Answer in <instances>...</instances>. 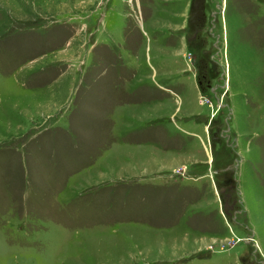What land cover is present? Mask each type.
<instances>
[{
  "label": "rangeland",
  "instance_id": "obj_1",
  "mask_svg": "<svg viewBox=\"0 0 264 264\" xmlns=\"http://www.w3.org/2000/svg\"><path fill=\"white\" fill-rule=\"evenodd\" d=\"M0 264H264V0H0Z\"/></svg>",
  "mask_w": 264,
  "mask_h": 264
},
{
  "label": "trees",
  "instance_id": "obj_2",
  "mask_svg": "<svg viewBox=\"0 0 264 264\" xmlns=\"http://www.w3.org/2000/svg\"><path fill=\"white\" fill-rule=\"evenodd\" d=\"M178 186L175 184H173L172 185V188H169V189H166L167 191H169V190H174V189H176ZM184 191H189V188H187V187H183L182 188Z\"/></svg>",
  "mask_w": 264,
  "mask_h": 264
}]
</instances>
